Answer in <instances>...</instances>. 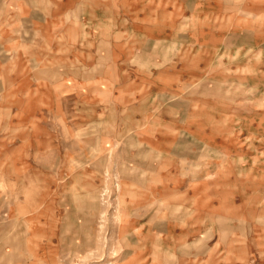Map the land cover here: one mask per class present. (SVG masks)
<instances>
[{
    "label": "crops",
    "instance_id": "obj_1",
    "mask_svg": "<svg viewBox=\"0 0 264 264\" xmlns=\"http://www.w3.org/2000/svg\"><path fill=\"white\" fill-rule=\"evenodd\" d=\"M56 1L60 5L56 18L61 19L69 13V8L62 6L76 0ZM106 1L122 5L112 26L101 27L91 17L89 39L79 38L71 45L57 44L58 61L53 62L57 69H68L56 79L63 86V90H58L59 105L45 108L59 117L69 115L61 101L72 93L75 102H79V107H74L75 116H91L85 123L75 121V137L88 129L90 138L75 139L69 145L73 152L56 158L45 155L43 163L17 155L0 157V264H33L35 258L45 259L19 251L14 245L19 239L32 240L38 231L45 233V192H39L41 204L35 203L32 196L34 177L38 179L35 172L45 177V164H57L59 173L65 164L74 165L77 181L89 172L92 189L88 193L74 183L73 195L78 197L74 208L78 211L83 205L80 197L86 194L91 202H84L85 210L96 211L97 181L119 179L123 213L130 216L123 219L121 226L143 229L140 234L149 235L144 248L153 242L161 253L194 255L212 248L204 247L211 236L215 237L212 242L220 244L228 229L237 234L236 229L246 227L247 222L249 227L257 225L259 208L243 209L242 188L221 187L227 174L215 170L211 149L218 151L223 141L211 144L193 134L220 132L224 128L211 127L205 120L201 129L193 116L198 114L194 109L199 103L210 105L207 108L214 105L218 115L232 108L223 103L229 88L211 93L210 85L228 82L226 68L238 66L237 61H245L246 65L261 62L262 67L264 36L252 33V42L245 43L239 28L227 29L226 11L216 8V3L222 7L225 0ZM11 2L0 0L2 6ZM204 6L209 10H202ZM9 11L8 15L0 13L7 15L4 23L0 20V52L14 56L18 12L12 8ZM32 15L31 9L20 18L22 24ZM48 19L52 21L45 14V21ZM58 31L61 41L64 31ZM88 34L85 30L84 35ZM46 48L52 51L49 45ZM47 62V66H54ZM48 83H52L51 79ZM233 110L240 113L238 107ZM204 113L210 115L202 110ZM61 129L65 132L63 125ZM102 132L107 133V138ZM49 141L45 140V146H50ZM62 148H66V141H62ZM225 157H219L221 165L225 164ZM24 179L25 192L19 199L18 181ZM136 195L142 198L137 199ZM153 195L160 197L154 200ZM64 208L68 206L65 204ZM83 224H88V220L75 226L81 228Z\"/></svg>",
    "mask_w": 264,
    "mask_h": 264
},
{
    "label": "rangeland",
    "instance_id": "obj_2",
    "mask_svg": "<svg viewBox=\"0 0 264 264\" xmlns=\"http://www.w3.org/2000/svg\"><path fill=\"white\" fill-rule=\"evenodd\" d=\"M74 2L62 6V9L69 8V13L61 19L56 18L60 7L56 0H12L7 6L0 4V13L6 12L8 15L10 8L18 12V23L14 28L17 29L18 42L14 56L0 52V157L7 159L17 155L43 163L46 161L45 155L56 158L73 152L74 148L69 145H73L75 139L90 138L88 129L76 133L75 137V121L85 123L91 116H75L74 107H79V102H75L72 93L68 94L66 101H61L65 102L69 115L59 117L45 109L59 105L58 90H63V86H59L56 79L61 71L68 69H57L53 60L58 61L56 49L59 42L71 45L79 38L89 39L91 17L101 27L107 24L112 26L116 12L122 5L106 0ZM216 8L226 11V28H239L243 42L251 43L252 33L260 32L264 36V0H225L222 7L216 3ZM31 9L33 15L27 23L22 24L20 18L28 15ZM202 10L209 9L204 6ZM45 14L52 18L51 22L49 19L45 21ZM6 16H0L2 23ZM59 29L64 31L61 41ZM85 30L88 36L84 35ZM48 45L52 48L51 52L46 48ZM47 60L54 66H47ZM237 62L239 67L226 68L225 81L228 82L210 85L211 93H217L219 88H229L223 103L232 108L220 111L218 115L219 110L213 107V101L218 99L213 98L211 108H207L210 105L206 103H199L194 109L198 113L193 116L197 127L202 129V124L204 126L208 122L211 127H223L224 131H195L193 134L210 140L211 144L223 141L218 151L211 149L214 166H217L215 170L227 174V178L221 181V187L242 188V199L245 198L243 209L259 208L256 227H249L247 222L246 227L236 229L237 234L230 228L220 244L212 242L215 237L211 236L210 245L204 247L212 248L204 252L200 250L194 255L161 253L153 247V242L149 248H144L149 235L140 234L143 229L121 226L123 219L130 216L123 213L124 198L121 196L119 179L97 181L96 211L91 213L85 210L84 202H91L89 194L80 197L83 205L82 211H78L74 208L78 199L73 195L74 183L76 188L80 186L88 193L92 189L89 172L77 181L74 165L65 164L62 173H59L57 164H45V177L33 169L38 179L34 177L35 189L32 194L35 203L38 201L41 204L39 192H45V233L41 235L37 230L38 235L32 240L19 239L14 244L19 251L22 249L31 252L34 257L39 255L45 258H35L33 264H264V60L262 67L261 62L256 61L250 65H246L245 61ZM45 77H49L52 83H48L50 79ZM234 107L240 108V113H235ZM202 110L210 115H202ZM79 111L84 112L83 109ZM62 125L65 132L61 129ZM102 133L107 138V133ZM45 140H50V146H45ZM62 141H66V148H62ZM219 157H225V164L221 165ZM88 167L87 164L86 170ZM25 183V179L18 181L19 199L23 198ZM140 197L136 195L137 199ZM156 197L160 196H154V200ZM154 200L151 199L152 206L156 204ZM65 204L67 209L64 208ZM135 208L137 212L138 208ZM86 220L88 224L76 227L77 223Z\"/></svg>",
    "mask_w": 264,
    "mask_h": 264
}]
</instances>
